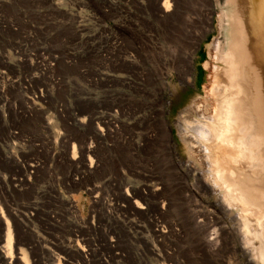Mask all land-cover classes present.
I'll return each mask as SVG.
<instances>
[{
  "label": "rangeland",
  "instance_id": "rangeland-1",
  "mask_svg": "<svg viewBox=\"0 0 264 264\" xmlns=\"http://www.w3.org/2000/svg\"><path fill=\"white\" fill-rule=\"evenodd\" d=\"M148 4L0 0V86L6 87L0 92V223L12 211L32 245L59 256H65L61 244L80 240L88 260L75 251L72 264H239L235 253H204L200 234L181 222L171 227V217L151 202L138 212L122 196L129 187H165V194L172 188L179 195L173 215L186 212L185 181L171 168L172 158L188 160L176 123L204 92L207 49L216 36L196 53L194 79L185 87L180 73L188 69L190 48L163 23L157 26ZM33 102L39 111L25 118L23 108ZM84 116L94 123L75 124ZM99 128L112 133L102 136ZM171 130L176 145L169 143ZM147 135L153 138L145 146ZM88 146L92 152L83 155ZM73 152L78 158L70 168L65 161ZM212 201L205 197L204 206ZM38 259L51 264L47 255Z\"/></svg>",
  "mask_w": 264,
  "mask_h": 264
},
{
  "label": "bare ground",
  "instance_id": "bare-ground-1",
  "mask_svg": "<svg viewBox=\"0 0 264 264\" xmlns=\"http://www.w3.org/2000/svg\"><path fill=\"white\" fill-rule=\"evenodd\" d=\"M147 2L157 26L163 23L172 38L178 34L180 41L190 48L184 53L187 73L179 72L185 87L192 85L194 79L192 60L196 53L204 40L212 34L216 36L207 49L204 69L209 81L204 92L195 97L176 123L178 138L188 151V160L172 158L171 168L175 176L185 181L180 199L186 205V212L180 217L173 215V201L179 195L172 188L165 194V187L149 190L129 187L122 196L138 212H144L145 206L152 204L159 215L171 217V227L181 222L190 231L200 234L204 253L221 252L230 256L235 253L241 260L239 264H264V0ZM4 90L6 87L0 86V92ZM33 105V108L28 105L23 108L25 118L39 111L34 102ZM13 111H18L17 106ZM93 120V116H84L76 119L75 124L82 127ZM99 129L102 136L112 133L108 128L106 134V129ZM57 137L58 140L65 138L62 134ZM152 138L146 136L145 146ZM169 143L177 144L172 130ZM75 152L65 161L70 168L72 161L78 158ZM83 152V155L91 153L92 147H85ZM95 165L92 159L90 166ZM190 179L194 184H188ZM205 197L214 198L208 207L204 206ZM69 204L74 207V203ZM7 211L9 219L1 211L4 225L0 223V264H39L38 256L45 255L51 264H72L70 260L75 251L82 260H88L86 246L77 239L76 246L71 241L61 244L60 253L65 256L56 254L57 250L45 251V246L32 245L35 241L23 222L12 211ZM161 232L164 236L163 230ZM109 244L111 248L116 246L113 241Z\"/></svg>",
  "mask_w": 264,
  "mask_h": 264
}]
</instances>
